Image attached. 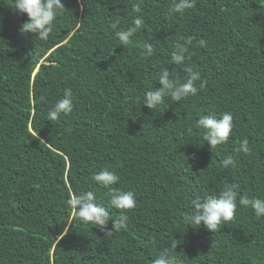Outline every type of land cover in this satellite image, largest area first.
<instances>
[{
    "label": "trees",
    "instance_id": "1",
    "mask_svg": "<svg viewBox=\"0 0 264 264\" xmlns=\"http://www.w3.org/2000/svg\"><path fill=\"white\" fill-rule=\"evenodd\" d=\"M62 2L43 41L22 34L26 15L0 0V264H151L174 240L176 264H264V216L239 204L264 198V0H195L183 13L175 0ZM137 16L142 29L122 45L115 32ZM188 37L190 59L175 64ZM186 65L204 84L195 96L143 105L161 69L183 83ZM69 88L73 111L50 120ZM225 112L232 133L211 149L197 121ZM105 169L120 177L112 187L134 192V209L110 205L93 179ZM232 185L231 221L214 232L188 225L193 200ZM86 191L127 227L106 235L111 220L101 231L75 217L68 201Z\"/></svg>",
    "mask_w": 264,
    "mask_h": 264
},
{
    "label": "clouds",
    "instance_id": "2",
    "mask_svg": "<svg viewBox=\"0 0 264 264\" xmlns=\"http://www.w3.org/2000/svg\"><path fill=\"white\" fill-rule=\"evenodd\" d=\"M194 6L195 0H175L173 11L183 13L186 9ZM12 8L27 17V20L21 24L19 31L22 34H33L43 41L48 40L58 13L65 10L62 0H13ZM135 11H139L138 5ZM143 24V17L137 16L133 20V26L128 27L126 30L116 31L115 37L122 45H127L131 43V38L134 34L142 29ZM112 27L116 28L117 25L113 24ZM191 43L192 37H188L183 43L176 44L172 53V61L175 64H185V61L190 59L185 53L188 51L187 45ZM199 43L203 46L205 41L200 40ZM143 49L145 56H151L154 52L153 45L148 42L144 43ZM184 70L187 73L185 81L177 83L167 68L161 69L157 79L161 86L159 88L152 87L145 92L143 105L151 110L164 103L165 98H171V100L178 102L188 96H195L199 91L197 81H201V87L204 86L201 75L190 65H186ZM72 96V90L70 88L66 89L63 96L49 110L48 118L57 120L62 113L65 115L71 113L74 108ZM197 126L203 130V140L212 149L228 141L234 126L233 115L231 112H225L219 116L216 114L202 115L197 121ZM248 144L249 141L246 138L243 139L238 150L247 153L249 151ZM233 163L234 161L231 157L223 161L224 166H229ZM93 179L99 185L109 189L110 205L113 208L126 211L136 207L137 200L134 192L112 187L120 180V177L114 171L102 170L95 174ZM238 195L236 186L232 185L220 192L219 195H209L203 201L193 200L194 210L186 217L189 221L188 225L192 227L195 225V228H198L202 224L208 231L214 232L222 222L231 221L234 218ZM97 201L98 198L94 192L86 191L80 194L73 193L68 203L75 217L83 222L91 223L101 231L107 229L111 220L112 229L106 231V235H111L114 230L127 227L128 217L126 215H120L118 219L113 220L106 208L97 203ZM239 204L250 207L256 216H264V198L240 196ZM177 244L178 241L174 240V243L169 248L161 251L151 261V264H176L171 253L174 252L173 249Z\"/></svg>",
    "mask_w": 264,
    "mask_h": 264
}]
</instances>
